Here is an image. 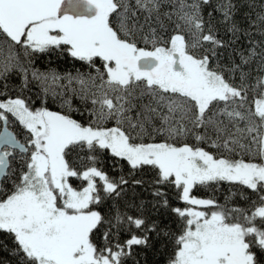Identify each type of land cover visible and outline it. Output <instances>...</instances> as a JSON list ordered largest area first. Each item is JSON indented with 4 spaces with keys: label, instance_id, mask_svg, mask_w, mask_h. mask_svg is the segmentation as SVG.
<instances>
[{
    "label": "snow or ice",
    "instance_id": "obj_1",
    "mask_svg": "<svg viewBox=\"0 0 264 264\" xmlns=\"http://www.w3.org/2000/svg\"><path fill=\"white\" fill-rule=\"evenodd\" d=\"M166 5L170 10L162 11ZM205 5L211 9L206 15ZM245 6L256 7L254 0H0V35L9 48L0 78L19 68L23 87L31 76L45 94L62 80L67 85L61 87L78 84L70 90L91 103L93 117L85 125L0 92L7 96L0 100V232L13 238L15 264H126L133 246H151L150 233L161 247L172 245L167 264H264V5L254 19L251 11L244 13L247 27L236 20ZM164 19L175 24L167 39ZM218 25L230 39L220 37ZM242 38L246 49L237 44ZM16 46L24 61L12 51ZM50 53L85 62L95 75L32 67L36 54ZM253 63L262 74L253 77ZM64 103L71 109L70 100ZM7 114L26 130V142L9 131ZM110 120L115 126L105 127ZM156 136L165 138L155 142ZM189 136L198 143H181ZM84 147L110 151L133 174L148 166L155 177L111 178L95 166V155L87 158L90 167L78 171L69 157ZM72 177L87 186L74 188ZM220 181L246 186L257 199L248 208H228L190 195L196 184ZM145 183L154 200L127 202L135 214L117 208L102 215L93 207L123 198L130 184ZM166 184L181 189L179 198L190 207H170ZM169 210L182 221L179 234L162 223ZM152 212L157 220H150ZM105 226L98 246L94 233ZM121 232L130 238L113 243Z\"/></svg>",
    "mask_w": 264,
    "mask_h": 264
},
{
    "label": "trees",
    "instance_id": "obj_2",
    "mask_svg": "<svg viewBox=\"0 0 264 264\" xmlns=\"http://www.w3.org/2000/svg\"><path fill=\"white\" fill-rule=\"evenodd\" d=\"M218 0H213V3H217ZM234 2L239 3L240 0H234ZM256 7L254 9H249L247 6L242 7L240 12L236 16V20L242 24V26L247 27V21L244 19L245 12H252V18H255V14L260 12L261 5H264V0H254ZM170 7L165 6L162 11H169ZM211 9L205 5L204 12L205 15ZM217 21L220 19V13L216 14ZM163 19V17H162ZM140 22L143 23V15L141 14ZM164 24L166 27V31L161 34L167 39L170 35L173 34V28L175 24L164 19ZM153 26L159 27L153 22ZM220 28V37L222 39L228 40L231 38L230 34L226 33L223 25H218ZM145 32H147V28H145ZM257 39L260 37L257 36ZM237 44L241 48H247V40L242 38ZM141 47L151 48V45H144L143 42L139 44ZM0 47L3 48V51H0V66L6 61L9 55L8 44L4 41V37L0 35ZM12 51L21 54V61H24V57L22 56V50L19 46H16ZM225 64L228 63L227 55H225L224 61ZM236 62L239 63V58L236 57ZM101 61L96 60L97 67L101 66ZM25 67L28 65L25 63ZM33 68H37L40 71H56L59 74L63 75L65 73H72L75 75L77 71L79 72H92L95 75L94 69L90 68L85 62H80L73 60L67 56H58L55 53L50 54H36L34 57V62L32 64ZM256 64L253 63L252 75L253 77L260 75L262 73H258L255 71ZM102 70V68H101ZM23 74L21 73L19 68H13L10 72L6 73L3 78H0V92H7L8 96L13 98L20 96L25 99L29 106L34 110L40 107H46L50 111L61 112L66 115H71L73 119H76L82 124H88L92 121L93 117L90 115L91 103L85 102L80 99L79 95L73 93L71 88H79L78 84H73L68 87H61V85H67L66 80L60 81L58 84L51 85L47 94H45L43 86L31 79L29 76L28 86L23 87ZM6 85V87H5ZM55 92V95L53 94ZM63 93V95H61ZM7 99V96L0 95V100ZM65 100L71 101V109L67 105H65ZM143 103H147V99L145 98ZM137 104L141 103V101H136ZM62 105H64L62 107ZM8 115V127L14 131L16 136L22 141L26 142L28 137V133L23 128V126L10 114ZM133 117L136 115V110L132 112ZM157 126L159 125V121H156ZM2 123H0V128ZM105 127L115 126V121L110 120L105 125ZM165 137L156 136L155 142H160ZM145 142H153L151 139L145 138ZM181 143H188L191 145H196L198 142L194 139V137L189 136L186 140L181 141ZM199 146L203 147L206 151H209L213 154L220 155V150L213 147L208 142H199ZM226 154V153H225ZM90 155H95L98 160L96 163V167L105 172L109 177L119 179L120 176H124L125 179H128L130 176L134 179H143L146 182H150L155 177V170L146 166L142 170H137L133 174V171L130 169L128 164L121 160L120 158L113 157L108 150H97L92 153L84 147L82 150L77 148L74 152L71 153L69 159L72 162L73 167H75L78 171H83L85 168L90 167L91 163L87 159ZM234 158H239L236 156ZM244 159H251L249 156H245ZM255 162H260L259 158L255 159ZM15 164V162H14ZM70 183L74 188L82 189L87 185V182L79 179L77 177L70 178ZM9 186V188H8ZM102 186V181L97 178V187L100 189ZM6 190H11V182H8L4 185ZM152 185L150 183H145L143 186H130L128 187L127 194L123 196V198H117L113 200L112 198H107L103 200L100 205L93 206L96 210L101 211L102 215H106L109 213L114 214L116 209L119 208L120 211H127L129 214H135L130 211L126 207V203L132 200L135 202H139L140 200L151 202L154 200V197L151 195ZM163 191L167 193V197L169 200L170 207H180L185 208L189 207L187 203L180 200L181 189H177L174 185L166 184L163 186ZM192 196L204 198V199H214L218 205H223L228 208L240 207V208H248L251 201L257 199V195L248 189L246 186L240 185L236 182L229 181H220V182H209L208 184L201 185L196 184L190 193ZM101 195L103 196V192L101 190ZM150 207V205H149ZM207 211L214 210L209 207H205ZM159 215L155 212L150 213V220H157ZM162 223L166 224L168 228L177 234L180 232V228L182 225V221L170 210L163 216ZM107 231V226L104 228H100L98 231L94 233V240L98 246H102L104 244L103 233ZM136 235H140L139 230L133 229ZM150 247L145 246H133L132 252L133 255L129 257L126 261V264H167L169 256L172 254V245L168 244L167 247H161V244L155 238V234L150 233ZM111 238V237H110ZM130 238V233L121 232L118 238H111L113 243L117 241L119 243H123L125 240ZM13 238L10 234L5 232H0V264H15V257L11 254V250L13 249Z\"/></svg>",
    "mask_w": 264,
    "mask_h": 264
},
{
    "label": "rangeland",
    "instance_id": "obj_3",
    "mask_svg": "<svg viewBox=\"0 0 264 264\" xmlns=\"http://www.w3.org/2000/svg\"><path fill=\"white\" fill-rule=\"evenodd\" d=\"M70 182V181H69ZM87 186V185H86ZM85 186V187H86ZM8 188H9V186H8ZM191 195V194H190ZM192 196V195H191ZM193 197H195V196H193ZM196 198H199V197H196ZM199 199H204V198H199ZM190 207V206H189ZM197 210H203V211H207L206 210V208L205 207H201V206H197Z\"/></svg>",
    "mask_w": 264,
    "mask_h": 264
},
{
    "label": "water",
    "instance_id": "obj_4",
    "mask_svg": "<svg viewBox=\"0 0 264 264\" xmlns=\"http://www.w3.org/2000/svg\"><path fill=\"white\" fill-rule=\"evenodd\" d=\"M3 130V124H2V126H1V128H0V131H2ZM9 131H11V132H13L14 133V131L12 130V129H10L9 128ZM18 138V137H17ZM19 139V138H18ZM20 140V139H19ZM22 142V141H21Z\"/></svg>",
    "mask_w": 264,
    "mask_h": 264
}]
</instances>
